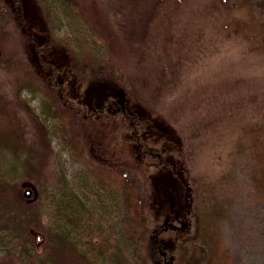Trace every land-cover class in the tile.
<instances>
[{
	"label": "rangeland",
	"instance_id": "obj_1",
	"mask_svg": "<svg viewBox=\"0 0 264 264\" xmlns=\"http://www.w3.org/2000/svg\"><path fill=\"white\" fill-rule=\"evenodd\" d=\"M22 1L36 25L41 0ZM78 1L76 15L57 3L44 53L63 99L0 0V108L32 155L50 177L64 172L103 230L122 238L129 228L140 247L125 264H156L163 250L169 264H264V0ZM86 41L114 71L80 68L74 50ZM93 84L119 88L120 101L86 106L76 96ZM61 106L76 115L58 128L46 117ZM48 188L42 226L32 228L39 261L15 251L0 264H83L74 251L46 249L63 210L59 182ZM20 190L39 204L36 184Z\"/></svg>",
	"mask_w": 264,
	"mask_h": 264
},
{
	"label": "trees",
	"instance_id": "obj_2",
	"mask_svg": "<svg viewBox=\"0 0 264 264\" xmlns=\"http://www.w3.org/2000/svg\"><path fill=\"white\" fill-rule=\"evenodd\" d=\"M41 3L44 9L36 25L29 21L30 19L26 16V7L22 0H8L9 8L8 6L7 8L17 16L18 24L25 34L29 36L32 43L34 63L43 69L47 76L48 85L65 99L64 89L62 86L59 87V80L55 78V68L50 61L47 63L44 53L47 52L49 41L52 40L53 27L60 20L57 6L60 8L59 5H63L66 12L68 10L73 11L76 15L80 12V3L78 0H41ZM0 39L2 42H6L2 35ZM88 44L89 42L86 41L80 51L74 50L80 68H89L100 73L103 70L114 71L112 61L105 60ZM7 48L11 55L12 48L8 45ZM10 62L11 58H8L6 66H9ZM19 77L24 86L25 81H28V77L23 75ZM106 85L93 84L87 87L84 92L78 93L76 97L82 100L86 106H89L91 102L100 101L101 97L112 96L120 101L122 96L118 93L119 88L111 84L108 87ZM22 88V86L19 87L20 90ZM92 108L93 113L99 112L95 106ZM75 109L76 107L74 106H68L66 109L64 106H61V109L56 107L54 112L50 110L47 112L46 120L56 119L55 126L58 128L62 127L65 122L67 123L76 115ZM61 110L63 111L61 112ZM116 112L120 113L118 110ZM88 118L87 116L86 119ZM43 126L47 132L45 123ZM123 172L122 175L129 180H136L135 175L126 171ZM23 181H30L37 185L39 204L30 205L26 203L20 190V184ZM52 181H55L56 184L59 182L62 188L61 204L63 210L56 215V218L59 219H55L56 221H53V225L50 227V239L46 249H50L51 252L53 249L55 251L60 250L61 247L74 251L79 254L83 264H125L123 262L125 259L124 255L132 247V244L136 243L132 241L134 234L130 230L128 231V227L122 238L107 230H103L104 228L100 225V221L94 218L93 213L84 200L68 188L64 172L59 173L57 177H50L45 161L36 159L32 155L22 133L17 125L13 123L7 109L0 108V254L9 255L12 252L20 251L23 256L33 257L39 261L40 254L33 249L32 228L39 229L42 226V222H40L41 211H43L42 203L45 200L44 194L49 191L48 187ZM135 212L140 211L137 210ZM148 234L159 242L161 232H153L149 228ZM81 235L87 237V240L82 241L79 239ZM137 243V249H139L140 242ZM165 251L167 250H163L159 254L160 261L156 264H169L165 258L162 261V258L167 253Z\"/></svg>",
	"mask_w": 264,
	"mask_h": 264
}]
</instances>
